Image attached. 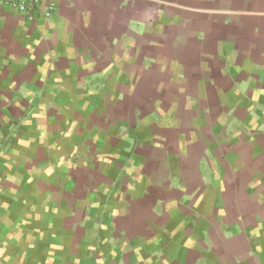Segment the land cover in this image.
I'll return each mask as SVG.
<instances>
[{
	"label": "crops",
	"instance_id": "0c3cea01",
	"mask_svg": "<svg viewBox=\"0 0 264 264\" xmlns=\"http://www.w3.org/2000/svg\"><path fill=\"white\" fill-rule=\"evenodd\" d=\"M0 264H264V0L0 7Z\"/></svg>",
	"mask_w": 264,
	"mask_h": 264
},
{
	"label": "built area",
	"instance_id": "2783aa9c",
	"mask_svg": "<svg viewBox=\"0 0 264 264\" xmlns=\"http://www.w3.org/2000/svg\"><path fill=\"white\" fill-rule=\"evenodd\" d=\"M41 6V0H0V7L34 18Z\"/></svg>",
	"mask_w": 264,
	"mask_h": 264
}]
</instances>
